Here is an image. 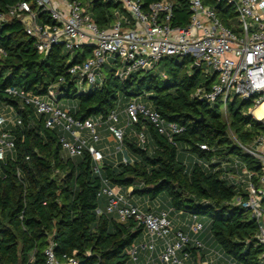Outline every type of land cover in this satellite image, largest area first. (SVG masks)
<instances>
[{
  "label": "trees",
  "instance_id": "16d2710c",
  "mask_svg": "<svg viewBox=\"0 0 264 264\" xmlns=\"http://www.w3.org/2000/svg\"><path fill=\"white\" fill-rule=\"evenodd\" d=\"M21 1L28 0H0V10ZM164 1L173 3L171 25L186 27L188 0H141V5L147 9L153 2ZM91 3L92 18L100 29L109 27L116 14L125 13L117 1ZM203 3L214 7L231 27L236 16L233 6L217 0ZM91 52L90 46L69 52L55 45L41 54L20 21L0 24V103L12 105L21 120L19 125L4 128L10 132L14 150L0 161V264H45L49 243L63 264L69 258L75 264H128V250L144 237V228L134 218L118 222L115 214L106 212L107 201L102 208L101 199L107 197L100 192L105 186L131 188V194L167 203L168 208L196 215L202 222L208 217L210 232L202 242L204 247L186 248L195 264L206 258L207 243L229 264H264L255 221L232 204L243 189L227 178L222 167L236 156L249 169L258 170L257 161L234 141L248 145L264 133L262 123L250 114L252 101L233 96L221 108L220 102L199 99L195 91L208 90L215 73L206 74L204 67L192 66L190 57L177 55L165 56L151 69H139L122 79L114 59L103 65L104 78L99 84L80 90L67 69ZM52 86L57 100H64L76 119L105 122L111 111L120 113L132 99H145L161 118L183 130L169 140L140 119L125 130L122 142L132 162H123L120 154L115 160L107 155L95 172L87 149L80 156H67L59 130L45 127L47 116L6 92L13 87L17 92L43 96ZM141 128L143 144L134 135ZM180 150L190 153V168ZM99 208L101 213H97Z\"/></svg>",
  "mask_w": 264,
  "mask_h": 264
},
{
  "label": "built area",
  "instance_id": "2783aa9c",
  "mask_svg": "<svg viewBox=\"0 0 264 264\" xmlns=\"http://www.w3.org/2000/svg\"><path fill=\"white\" fill-rule=\"evenodd\" d=\"M91 1H21L0 10V24L20 21L41 54H46L55 45L69 52L90 46L91 56L67 69V73L76 79L77 86H94L103 65L111 63L109 55H114L118 62L117 75L121 79L139 69H151L165 56H188L192 59V66L204 67L206 74L215 73L210 88L197 89L195 96L209 103L220 102L223 106L233 96L251 100L250 114L264 126V112L260 117L254 115L255 109L264 103V0H217L233 6L236 16L231 27L226 26L217 10L204 4L203 0H188L190 21L186 27L171 25V1L153 2L143 9L141 0H113L121 4L125 13L116 14L115 20L104 29H100L92 18ZM62 82L60 78L59 83ZM79 89L86 90L84 87ZM6 92L32 105L37 114L47 116L45 127L59 130V141L67 156H80L87 149L95 172L104 158L112 154L110 151L105 154L104 149H97L90 143L89 139L95 143L100 140L97 128L102 125L116 143L113 153L121 154L125 163L132 162V158L124 154L125 130L140 119L153 124L169 140L183 130L175 123L166 122L157 111L137 99H132L120 113L111 111L107 120L102 122L100 118L80 120L71 116L66 105L57 100L54 86L43 96L17 92L13 87L7 88ZM7 124L19 125L21 120L16 117L12 105L0 103V161L12 156L14 150L10 132L4 129ZM142 128L134 134L140 144L145 142ZM83 131L88 132V138L82 136ZM234 141L243 153L257 161L258 170L249 169L238 157L222 167L227 170V178L243 189L232 204L246 210L255 221L256 240L262 246L260 260L264 263V133L257 135L248 145ZM100 194L107 197L106 212L115 214L118 222L134 218L144 228L142 244L128 250V264H184L190 255L186 250L188 245L204 247L198 238L204 225L196 215L190 216L187 231L175 230L166 212L158 215L145 212L131 204L115 187L105 186ZM97 213L101 210L97 209ZM157 239L161 241V250L155 258L154 253L159 247ZM145 250L149 254L141 256ZM44 254L45 264H63L55 258L52 243L45 248ZM75 263L73 258L66 262Z\"/></svg>",
  "mask_w": 264,
  "mask_h": 264
},
{
  "label": "crops",
  "instance_id": "0c3cea01",
  "mask_svg": "<svg viewBox=\"0 0 264 264\" xmlns=\"http://www.w3.org/2000/svg\"><path fill=\"white\" fill-rule=\"evenodd\" d=\"M103 126H105V125H102L100 127L102 128ZM104 131H106L107 135L110 136V138L114 142V147H115L116 143L113 140V138L111 137V135L107 132L106 129ZM86 133H87V136L85 137ZM82 136H84L85 138H88V132L87 131H83L82 132ZM105 141H106L105 139L102 140V142H105ZM107 147L109 148V146L106 145V143H105V144H101L100 147H96V148L100 149V150L104 149L105 154H108L110 148L108 150H106ZM124 154L126 156H128V157H131L130 154H128V152L125 149H124ZM119 156L121 157V154ZM107 157H109V155ZM115 157L116 156H114V157L111 156V158L114 159V160H115ZM115 190H119L120 193H122L125 196V198L131 204L139 207L140 209H142L145 212H152V213H154L156 215L160 214L161 212H166L168 214V217L171 220L172 226H173V228L175 230L187 231V225H188V223L190 221V218H191L190 215L185 214V213H181V212H177V211L172 210L171 208H168L167 203L161 204L157 200H154V201L146 200V197H140V198L137 199V201H135L136 197H133L134 193L131 194V192H132L131 188H128L126 191H124V190H120L118 187H115ZM106 201H107V199L105 197H103L101 199L102 208L105 206ZM135 202H137V203H135ZM198 238L203 243H205L207 235L202 233ZM142 242H143V238L141 239V241L138 244L141 245ZM205 249H206V253L207 254H206V258H205V260L203 261L202 264H209V263L211 264L214 259L218 260L220 263H222L223 260H226V259H224L221 256V254L218 252V250L213 245H211L210 243L206 244ZM160 250H161V248H160V245H159V247H158V249H157V251L155 253L158 255ZM208 251H209V253H208ZM155 253H154V257H155ZM140 255L142 256L143 254L141 253ZM187 264H189V263H187Z\"/></svg>",
  "mask_w": 264,
  "mask_h": 264
},
{
  "label": "rangeland",
  "instance_id": "374dc122",
  "mask_svg": "<svg viewBox=\"0 0 264 264\" xmlns=\"http://www.w3.org/2000/svg\"><path fill=\"white\" fill-rule=\"evenodd\" d=\"M108 57L111 59V61H113L115 59L114 55H109ZM103 78H104V69H102V71H100V73L97 74V76H96L97 83L99 84L102 81ZM78 86H79V88L80 87H84L86 89L89 87V85H87V84H85L84 86H82V85H78ZM140 102L142 104L146 105L147 107H150V104H149V102L147 100L143 99ZM61 103H63L64 105H66V102L64 100H61ZM221 108H223V104H221ZM105 129H106V126H103L102 128L101 127H98L97 128V134H98V136L100 138V141H98L99 143L98 142L97 143L93 142L92 139H89V140H90V143L92 145H94L95 147H100L101 144H105L106 143V145H108L109 148H110L109 151L112 153L111 156L114 157V156L117 155V154H114L113 153V151H114V142L112 141V139L110 138V136L107 135L106 131H104ZM86 136H87V133H86L85 137ZM103 139H105L106 141L105 142H102ZM189 154L190 153L187 152V151H181V150L179 151V155L183 158V161L185 162V164H187V166L190 168L191 167V164H192V160L189 157ZM236 158H237L236 156H231L230 157V161L229 162H226V164L229 165L231 161L234 162L235 160H237ZM133 197H136L135 198V201H137V199L140 198V197H142V196L137 195V194H134ZM146 200H148V199L146 198ZM135 203H137V202H135ZM208 219H209L208 217H204V221H203L204 229H203L202 233H204L205 235L209 234V232H210L209 229H208ZM156 244L157 245H160L161 244V241L159 239H157L156 240ZM143 253L146 254V255L149 254V252L146 251V250L143 251L142 254ZM208 253H209V251H208ZM156 256H157V254L155 253V257ZM203 261L198 262V264H202ZM187 263H189V264H195L192 258H188L187 260L184 261V264H187ZM211 264H229V262L226 261V260H223V262L220 263L218 260H215L214 259Z\"/></svg>",
  "mask_w": 264,
  "mask_h": 264
},
{
  "label": "bare ground",
  "instance_id": "6f19581e",
  "mask_svg": "<svg viewBox=\"0 0 264 264\" xmlns=\"http://www.w3.org/2000/svg\"><path fill=\"white\" fill-rule=\"evenodd\" d=\"M263 112H264V103L261 106H259L258 108L255 109L254 115L257 116V117H260Z\"/></svg>",
  "mask_w": 264,
  "mask_h": 264
},
{
  "label": "water",
  "instance_id": "95a60500",
  "mask_svg": "<svg viewBox=\"0 0 264 264\" xmlns=\"http://www.w3.org/2000/svg\"><path fill=\"white\" fill-rule=\"evenodd\" d=\"M194 68L198 69V66L196 64L193 65Z\"/></svg>",
  "mask_w": 264,
  "mask_h": 264
}]
</instances>
